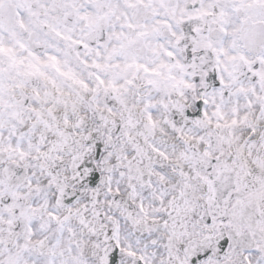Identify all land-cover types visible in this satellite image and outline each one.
Wrapping results in <instances>:
<instances>
[{
  "label": "snow or ice",
  "instance_id": "6c2138e0",
  "mask_svg": "<svg viewBox=\"0 0 264 264\" xmlns=\"http://www.w3.org/2000/svg\"><path fill=\"white\" fill-rule=\"evenodd\" d=\"M0 264H264V0H0Z\"/></svg>",
  "mask_w": 264,
  "mask_h": 264
}]
</instances>
